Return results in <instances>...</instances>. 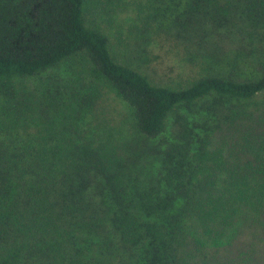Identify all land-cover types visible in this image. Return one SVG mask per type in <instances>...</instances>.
I'll return each mask as SVG.
<instances>
[{
    "label": "trees",
    "instance_id": "1",
    "mask_svg": "<svg viewBox=\"0 0 264 264\" xmlns=\"http://www.w3.org/2000/svg\"><path fill=\"white\" fill-rule=\"evenodd\" d=\"M151 1L181 38L237 37L244 64L264 47V0ZM78 56L129 108L130 131L81 129L95 99L50 74ZM260 65L165 84L116 58L86 0H0V264H264ZM39 76L54 81L50 108L19 84Z\"/></svg>",
    "mask_w": 264,
    "mask_h": 264
},
{
    "label": "rangeland",
    "instance_id": "2",
    "mask_svg": "<svg viewBox=\"0 0 264 264\" xmlns=\"http://www.w3.org/2000/svg\"><path fill=\"white\" fill-rule=\"evenodd\" d=\"M86 10L90 23L93 21L110 36L117 59L142 67L154 79L165 84L191 80L210 71L230 74L236 70L239 78H252L259 72L262 66L260 63L264 62V47L255 48L246 63L241 62V59L246 58L247 55L243 54L247 50L244 49L238 54L237 49L241 44L233 35L222 34L206 40L203 38V42L198 44L200 38H196L195 34L190 37L186 35L187 39H184L175 31H165L158 25L159 19H155L157 4L151 0H86ZM247 48L250 49V45ZM212 50L222 54L217 57H222L225 65H206L202 62L201 54ZM236 55L240 65H228V58H234ZM86 65V60L78 56L69 60L63 71L50 73L56 78L54 81L62 91L65 92L68 88L73 96L87 92L95 99L92 108L84 115V125L81 129L101 132L100 129L108 130L120 125L124 120L127 131H130L129 108L104 84L93 81ZM54 81L51 82L49 76H39L33 80L20 81L19 84L33 90L39 102L50 108L47 88L54 84ZM262 101L264 97L249 103L251 110L258 109L256 116L261 113L264 115ZM68 117L70 121L80 118L77 112L68 113ZM129 138L128 135L127 141Z\"/></svg>",
    "mask_w": 264,
    "mask_h": 264
}]
</instances>
